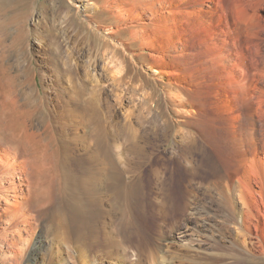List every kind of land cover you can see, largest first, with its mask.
I'll use <instances>...</instances> for the list:
<instances>
[{
    "label": "bare ground",
    "instance_id": "obj_1",
    "mask_svg": "<svg viewBox=\"0 0 264 264\" xmlns=\"http://www.w3.org/2000/svg\"><path fill=\"white\" fill-rule=\"evenodd\" d=\"M233 1L231 16L225 14L219 1H211L214 3L210 10L225 26L209 35L208 46L229 54V75L236 81L234 84L240 88L248 82L251 85L249 97L250 90L246 92L248 99L245 98L249 102L246 133L240 129L246 142L240 137V148H228L223 143L224 133L217 131L221 133L219 138L212 133L216 129L210 130L215 125L212 116H203L201 110L187 111L185 108L191 103L181 98V108L171 114L173 117L167 111L146 117L149 126L143 130L144 136L102 129L95 93L76 102L79 124L89 127L88 141L80 137L77 144L68 147L56 138L52 123L55 119L51 120V113H45L43 98H21L18 76L12 74L11 68L18 69L28 61L23 45L29 37L21 26L20 4L15 2L8 8L0 4V244L5 250H0L2 258L20 259L28 238L25 235L31 237L42 220L52 222L55 217L65 230V241L79 249L81 257L100 241L109 245L116 242V236H121L122 241L134 227L136 233L142 222L140 215L151 216L159 224L171 227L186 214L199 215L202 219L192 221L190 229L199 230L201 236L212 238L216 245V239H230V224L248 235L245 236L250 239L249 244L253 240L258 245L264 241V55L260 50L264 12L262 0ZM156 5L150 6L151 14L157 13ZM159 19V14L154 16L153 23ZM30 64L25 65L24 72L34 78ZM246 87L242 90L246 91ZM233 132L231 135L236 134ZM158 140L172 149L169 156L167 148L155 152ZM72 159L77 165L71 163ZM197 180L206 182L205 193L194 188ZM234 200L241 204L240 211L236 210ZM207 216L218 218L224 229L215 226ZM188 232L186 228L178 238H185ZM165 240L160 236L156 241ZM149 242L146 238L144 244ZM158 247L162 248L159 244Z\"/></svg>",
    "mask_w": 264,
    "mask_h": 264
},
{
    "label": "rangeland",
    "instance_id": "obj_2",
    "mask_svg": "<svg viewBox=\"0 0 264 264\" xmlns=\"http://www.w3.org/2000/svg\"><path fill=\"white\" fill-rule=\"evenodd\" d=\"M211 1L0 0L7 8L15 2L20 4L21 26L29 37L23 45L28 61L18 69L11 68L12 74L18 76L22 100L43 98L45 113H51V120L55 119L52 123L56 138L73 147L80 137L85 141L89 137V127L79 124L76 102L80 97L88 99L92 93L96 94L102 129H120L137 136H144L143 130L149 126L146 117L178 112L181 98L191 103L185 108L187 111L201 110L203 116H212L215 125L210 130L216 129L212 133L219 138L220 132L224 133L223 143L228 148L235 145L240 148L244 138L246 142L245 134L240 135L247 125L246 99L251 85L246 83L248 88L245 86L243 91L245 87L234 84L236 81L229 75V54L208 46L209 35L225 26L209 6L219 1L225 14L231 16L234 2ZM151 2L159 3L156 14H151ZM260 5L264 12V0ZM158 14L160 19L153 23ZM260 37L264 55L262 32ZM29 62L34 78L24 72ZM181 91L183 95L178 93ZM232 132L236 134L233 136ZM156 142L155 152L166 150L163 141ZM139 143L142 144L140 140ZM171 153L172 149H168L167 155ZM71 163L77 165L74 159ZM205 170L208 172V166ZM193 186L197 192L207 191L206 182L197 180ZM234 202L240 211L241 204L238 200ZM207 217L215 226H221L218 218ZM140 218L143 226L139 223L136 233L137 227L126 233L131 239L127 236L120 241L121 236H116V242L109 245L100 241L85 250L83 257L78 254L79 249L65 241V230L59 227L56 217L52 222L42 220L35 234L25 235L28 238L21 258L17 261L2 258L0 252V264H264V241L258 245L253 240L249 244L248 235L239 233L236 225L228 226L230 239H216V245L212 238L201 236L198 229V232L190 229L192 221L202 219L199 215L186 214L172 227L159 224L151 216ZM186 228L188 236L179 239V233ZM160 236L167 240L157 243ZM144 238L150 242L144 244Z\"/></svg>",
    "mask_w": 264,
    "mask_h": 264
}]
</instances>
